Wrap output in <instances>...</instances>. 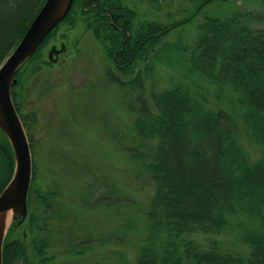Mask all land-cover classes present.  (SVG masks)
I'll return each instance as SVG.
<instances>
[{
	"label": "trees",
	"instance_id": "trees-1",
	"mask_svg": "<svg viewBox=\"0 0 264 264\" xmlns=\"http://www.w3.org/2000/svg\"><path fill=\"white\" fill-rule=\"evenodd\" d=\"M211 1L202 0L198 10ZM43 2L0 0V65ZM120 3V0H73L66 17L14 75L16 83L11 86V98L22 124L26 125L29 117L34 120L32 113L28 116L21 109L23 70L28 63L40 59L55 29L77 14L92 28L109 56L112 64L106 68L109 80L138 91L136 107L132 109L134 133L144 140L155 141L152 152L140 145L123 147L154 184L147 207L141 212L143 236L134 264H264V26H253L250 22L262 19L261 16L249 11L203 15L189 46L167 47L164 43L154 48L171 29L192 20L194 15L170 24L137 22L136 11ZM111 8L117 13L113 27L107 29L101 23L97 31V22H107L105 11ZM172 48L187 51L190 68L216 87V97L223 92L233 93L240 114L210 103L205 95L194 93L182 84L152 90L147 100L142 89L143 75L150 73L155 60L168 59ZM115 50L118 52L114 53ZM140 61L142 67H136ZM242 134L261 146L256 159H251L241 145ZM28 142L30 147L29 137ZM14 166L11 146L0 130V192L11 179ZM32 167L27 214L23 220L27 239L7 237L16 228L17 220L13 221L4 238L2 264H54L55 261L48 251L49 220L55 216L62 222V207L54 201L55 191L34 186ZM89 186L94 190V185ZM94 198V204L105 207L118 208L125 202L107 184ZM237 214L255 217L259 222L258 229L242 227L247 252L222 249L215 242L201 248L192 239V234L197 232H221ZM133 223L122 220L123 232L130 233ZM89 238L85 237L81 244L67 246L66 250L84 253L91 247Z\"/></svg>",
	"mask_w": 264,
	"mask_h": 264
},
{
	"label": "rangeland",
	"instance_id": "rangeland-1",
	"mask_svg": "<svg viewBox=\"0 0 264 264\" xmlns=\"http://www.w3.org/2000/svg\"><path fill=\"white\" fill-rule=\"evenodd\" d=\"M120 2L136 11L137 22L170 24L194 15L192 20L171 29L154 48L164 43L167 47L189 46L203 15L249 11L262 18L251 20L252 25L264 26L262 0H212L199 10L202 0ZM167 57L155 60L150 73L143 75L142 89L147 100L152 90L182 84L205 95L210 103L240 114L235 95L223 92L216 97V87L190 68L185 49L172 48ZM108 66L112 64L101 42L75 14L48 38L40 59L28 63L23 70L21 109L34 117L23 124L35 170L33 184L41 190L56 192L54 201L62 207L64 216L62 222L55 216L49 220L48 251L55 256L54 264H134L143 236L141 212L147 207L154 184L123 147L140 145L152 152L155 141L134 133L132 109L136 107L138 91L110 81L106 74ZM136 67H142V61ZM240 142L251 159L260 155L261 146L246 135H241ZM105 184L113 186L126 203L118 208L94 204L95 194L104 191ZM11 217L12 212L5 233L13 223ZM127 219L134 222L130 233L122 228V220ZM242 227L258 229L259 222L255 217L237 214L221 232H197L192 239L201 248L215 242L222 249L245 253L248 245L243 240ZM116 235L119 238H114ZM87 236L91 247L84 253L66 250L67 246L81 244ZM105 236L112 239L106 240ZM7 237L26 240L24 222L16 223ZM28 243L29 240L25 242Z\"/></svg>",
	"mask_w": 264,
	"mask_h": 264
},
{
	"label": "water",
	"instance_id": "water-1",
	"mask_svg": "<svg viewBox=\"0 0 264 264\" xmlns=\"http://www.w3.org/2000/svg\"><path fill=\"white\" fill-rule=\"evenodd\" d=\"M73 0H44L23 36L0 65V130L14 155V172L0 192V214L12 212V221L21 223L27 214V196L32 174L31 152L23 124L11 98L14 75L48 34L66 17ZM6 222L0 218V264Z\"/></svg>",
	"mask_w": 264,
	"mask_h": 264
},
{
	"label": "flooded vegetation",
	"instance_id": "flooded-vegetation-1",
	"mask_svg": "<svg viewBox=\"0 0 264 264\" xmlns=\"http://www.w3.org/2000/svg\"><path fill=\"white\" fill-rule=\"evenodd\" d=\"M120 8V7H119ZM117 13L115 12V10H112V8L111 9H107L106 11H105V16H107L108 17V21L106 22H101V21H99V22H97V24H96V29H97V31H100L99 29V26H100V24L102 23L103 25H105V27H107V29L108 28H111V27H113V23H114V16L116 15ZM94 19V18H93ZM119 29V28H118ZM121 44H123V41L121 42ZM154 51V49L151 47V50H150V53H152ZM114 53L115 52H118V50H115V51H113ZM133 56V55H132ZM144 59H146V56L144 57ZM117 68H119V66H117ZM135 71H137L136 69H135Z\"/></svg>",
	"mask_w": 264,
	"mask_h": 264
},
{
	"label": "bare ground",
	"instance_id": "bare-ground-1",
	"mask_svg": "<svg viewBox=\"0 0 264 264\" xmlns=\"http://www.w3.org/2000/svg\"><path fill=\"white\" fill-rule=\"evenodd\" d=\"M10 211H7V212H5V213H3V214H0V218L2 219V220H4V222H6V224L9 222V219H10Z\"/></svg>",
	"mask_w": 264,
	"mask_h": 264
}]
</instances>
